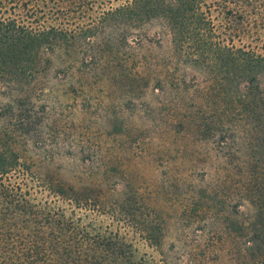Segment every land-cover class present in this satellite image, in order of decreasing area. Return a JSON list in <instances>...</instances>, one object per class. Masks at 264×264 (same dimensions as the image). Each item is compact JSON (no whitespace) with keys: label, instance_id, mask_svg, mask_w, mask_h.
<instances>
[{"label":"trees","instance_id":"1","mask_svg":"<svg viewBox=\"0 0 264 264\" xmlns=\"http://www.w3.org/2000/svg\"><path fill=\"white\" fill-rule=\"evenodd\" d=\"M155 20L176 65L209 80L212 104L214 95L223 100L225 145L239 152L253 208L233 264H264L252 253L264 249V0H0V85L9 95L2 115L26 111L54 63L98 61ZM12 137L0 124V264H208L204 239L165 246L158 215L124 192L107 203L90 187L41 177L39 196L28 183L38 181L34 164ZM139 240L158 258L141 252Z\"/></svg>","mask_w":264,"mask_h":264},{"label":"rangeland","instance_id":"2","mask_svg":"<svg viewBox=\"0 0 264 264\" xmlns=\"http://www.w3.org/2000/svg\"><path fill=\"white\" fill-rule=\"evenodd\" d=\"M128 37L98 61L54 63L31 90L27 110L8 119L9 95L0 85V124L7 122L19 154L34 164L38 181L28 183L39 196L41 177L90 187L107 203L124 192L158 215L164 244L204 239L208 264H233L253 208L239 152L225 145L223 100L214 95L212 104L209 80L176 65L158 21ZM136 245L158 258L141 240Z\"/></svg>","mask_w":264,"mask_h":264}]
</instances>
